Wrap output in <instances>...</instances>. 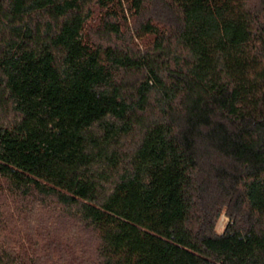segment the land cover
<instances>
[{"label":"trees","instance_id":"trees-1","mask_svg":"<svg viewBox=\"0 0 264 264\" xmlns=\"http://www.w3.org/2000/svg\"><path fill=\"white\" fill-rule=\"evenodd\" d=\"M0 264H264V0H0Z\"/></svg>","mask_w":264,"mask_h":264},{"label":"rangeland","instance_id":"rangeland-1","mask_svg":"<svg viewBox=\"0 0 264 264\" xmlns=\"http://www.w3.org/2000/svg\"><path fill=\"white\" fill-rule=\"evenodd\" d=\"M101 15H102L101 11H99L98 9H95L93 16L91 18V21L88 23L89 29L92 28L91 30H93L95 29V27H97ZM128 25L130 26L131 22H128ZM137 44L139 48H143L144 46V43L142 41H137ZM227 223H230V220L228 216L222 212L219 215V217L216 219V221L214 222V233L221 234L224 228L226 227ZM89 235L90 234L86 233L79 240V242L81 243V248L83 247L84 250H88L89 249L88 247L92 243V239Z\"/></svg>","mask_w":264,"mask_h":264}]
</instances>
